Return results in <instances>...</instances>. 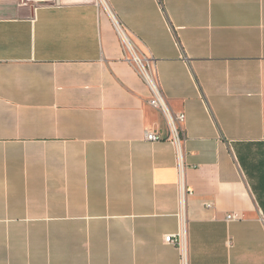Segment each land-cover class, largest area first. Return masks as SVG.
I'll list each match as a JSON object with an SVG mask.
<instances>
[{"label": "crops", "instance_id": "crops-1", "mask_svg": "<svg viewBox=\"0 0 264 264\" xmlns=\"http://www.w3.org/2000/svg\"><path fill=\"white\" fill-rule=\"evenodd\" d=\"M108 2L186 116L189 264H264V0ZM150 99L96 0H0V264H181Z\"/></svg>", "mask_w": 264, "mask_h": 264}, {"label": "built area", "instance_id": "built-area-1", "mask_svg": "<svg viewBox=\"0 0 264 264\" xmlns=\"http://www.w3.org/2000/svg\"><path fill=\"white\" fill-rule=\"evenodd\" d=\"M20 6H29L37 10L44 6H54L58 0H17ZM96 5L103 12L108 14L112 19L117 33L120 37L122 48L124 51L125 60L134 68L139 77L147 85L151 92L150 105L160 111L166 118L169 126L170 136L167 139L170 141L177 151L178 169L180 172V211L178 214L180 220V231L178 234L166 236L165 241L168 244L176 246L181 253V264H189L188 245H187V224L188 218L186 213L187 197L193 195V192L186 187L184 174V145L186 143L183 134V125L186 121V116L183 113L175 114L172 112L168 101L160 88L158 80V72L156 64L143 56H140L133 47L130 38L127 36L121 24L115 18L112 8L108 0H96ZM146 139L150 142H160L163 140L160 134L148 131ZM208 207H211L210 205ZM238 214H230L227 216L228 221L239 220Z\"/></svg>", "mask_w": 264, "mask_h": 264}]
</instances>
